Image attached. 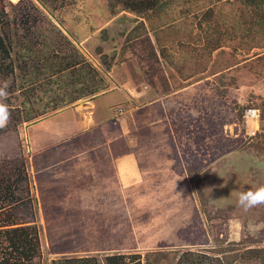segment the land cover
Segmentation results:
<instances>
[{"label": "rangeland", "instance_id": "374dc122", "mask_svg": "<svg viewBox=\"0 0 264 264\" xmlns=\"http://www.w3.org/2000/svg\"><path fill=\"white\" fill-rule=\"evenodd\" d=\"M0 3L9 16L24 7L38 26L51 20L98 69L108 90L123 81L137 84L142 72L149 83H140L149 89L163 79L171 86L167 100L151 110L139 103L136 115L131 112L132 123L125 124L128 131L118 140L123 182L118 190L112 180L88 184L85 207H77L80 200L69 181L58 180L54 189L36 170L37 147L43 143L35 135L52 111L0 135V161L22 158L26 168L32 217L17 213L12 219L17 225L30 220L37 228L39 256L27 264L82 256L103 261L110 254L167 264L187 250L223 256L225 264H257L239 255L264 247V29L255 24L258 10L242 0H167L163 9L142 14L109 0ZM208 27L214 31L207 35L220 37L212 52L203 41ZM103 56L112 61L109 68ZM67 106L58 109L59 118ZM251 106L259 117L257 134L249 139L242 116ZM58 131L62 142L67 135ZM198 157L204 165L192 173L195 179L202 176V197L186 173ZM19 186L16 192L25 194ZM5 214L0 212V224ZM232 246L236 250L221 252Z\"/></svg>", "mask_w": 264, "mask_h": 264}, {"label": "trees", "instance_id": "16d2710c", "mask_svg": "<svg viewBox=\"0 0 264 264\" xmlns=\"http://www.w3.org/2000/svg\"><path fill=\"white\" fill-rule=\"evenodd\" d=\"M109 1L114 5L119 4L125 11L142 14L163 9L167 0ZM242 2L248 8H253L254 12L258 10L259 21L255 24L264 29V0ZM31 4L35 7V4L32 2ZM16 10L15 16H9L4 12V5L0 3V105L5 108V124L0 125V135L8 129L16 128L22 122L91 96L107 87L98 69L51 20L45 17L46 23L38 26L29 19L28 11L24 7H18ZM29 21L32 24H29ZM154 28L152 25L153 31ZM212 31L213 28H206V35L203 38L204 46L210 52L221 45L219 36L214 38L207 35ZM103 57V63L109 68L112 61H107L105 56ZM134 70L136 71L135 67ZM143 76L145 73L142 72L140 82L148 84ZM177 122L181 123L179 120ZM200 141L201 137L197 136L195 138L197 146ZM193 157H196V154H193ZM194 161V165L188 167L186 173L194 184L196 195L202 197L203 191L199 186L202 176L195 179L192 172L204 165L203 159L198 157ZM19 185L25 188V194L16 192ZM28 190L23 159L16 158L15 163L0 161V212L6 213L0 226H9L5 229L0 228V264H27L32 257L39 256L35 224H30L28 220L26 224L17 225L12 219L17 213L32 217L30 211L32 202ZM231 249L236 250L232 246L228 249L223 248L221 252ZM239 256L246 261L252 259L257 264H264V247L246 248ZM236 257L237 254L231 255L226 260L234 262ZM224 258L187 250L176 261L174 257L171 259L174 262L168 261L167 264H225ZM146 261L147 264H151L147 258ZM51 264H142V262L137 254L130 256L110 254L106 255L103 261L96 256L64 257L53 259Z\"/></svg>", "mask_w": 264, "mask_h": 264}, {"label": "crops", "instance_id": "0c3cea01", "mask_svg": "<svg viewBox=\"0 0 264 264\" xmlns=\"http://www.w3.org/2000/svg\"><path fill=\"white\" fill-rule=\"evenodd\" d=\"M169 83V80L163 79L160 85L154 82L149 89L140 82L128 85V82L123 81L119 88L110 89L109 86L110 90L106 88L78 99L76 104L71 103L64 110L63 118L56 114L61 110L52 111L44 125L46 129L43 131L44 126L38 127V135H35L37 143H43L42 147H37L36 170L42 174L43 179L52 181L54 189L58 180L63 183L69 181L71 193L78 195L76 198L80 200L77 207H85L87 198L91 197L87 190L88 184H96L98 181L105 184V181L112 180V187L118 190L120 181L123 182L120 172L123 148L120 149L118 140L128 131L125 124L131 125L130 114L134 111L136 115L135 110L141 108L139 103L151 110L157 102L167 100L171 93ZM74 104L82 105L79 106L82 108L76 109ZM53 119H58L59 124L54 123ZM48 129H51L50 132ZM58 129L64 130L67 135L62 142L55 136L59 133ZM98 188L96 185L95 191Z\"/></svg>", "mask_w": 264, "mask_h": 264}, {"label": "built area", "instance_id": "2783aa9c", "mask_svg": "<svg viewBox=\"0 0 264 264\" xmlns=\"http://www.w3.org/2000/svg\"><path fill=\"white\" fill-rule=\"evenodd\" d=\"M258 117L259 110L254 106L247 108L243 113L242 119L244 120V131L247 138L249 139L257 134L256 131L258 130Z\"/></svg>", "mask_w": 264, "mask_h": 264}]
</instances>
